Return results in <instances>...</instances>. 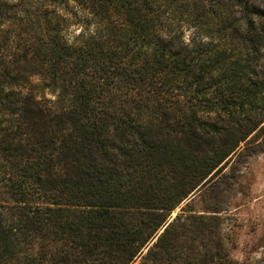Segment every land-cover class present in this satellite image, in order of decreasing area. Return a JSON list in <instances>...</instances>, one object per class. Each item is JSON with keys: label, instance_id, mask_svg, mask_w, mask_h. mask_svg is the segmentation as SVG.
Instances as JSON below:
<instances>
[{"label": "trees", "instance_id": "16d2710c", "mask_svg": "<svg viewBox=\"0 0 264 264\" xmlns=\"http://www.w3.org/2000/svg\"><path fill=\"white\" fill-rule=\"evenodd\" d=\"M260 2L0 0V264H239L171 216L264 129Z\"/></svg>", "mask_w": 264, "mask_h": 264}, {"label": "rangeland", "instance_id": "374dc122", "mask_svg": "<svg viewBox=\"0 0 264 264\" xmlns=\"http://www.w3.org/2000/svg\"><path fill=\"white\" fill-rule=\"evenodd\" d=\"M33 83L39 85L40 79L35 77ZM42 94L52 98L48 91ZM188 210L216 218L184 228L180 251L190 246L206 254L210 263L230 257L239 264H264V129L242 148L223 176L184 202L171 221Z\"/></svg>", "mask_w": 264, "mask_h": 264}]
</instances>
